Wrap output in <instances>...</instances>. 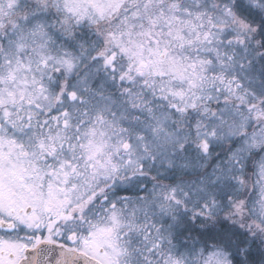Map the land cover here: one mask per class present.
<instances>
[{
    "label": "snow or ice",
    "instance_id": "obj_1",
    "mask_svg": "<svg viewBox=\"0 0 264 264\" xmlns=\"http://www.w3.org/2000/svg\"><path fill=\"white\" fill-rule=\"evenodd\" d=\"M0 264H264V0H0Z\"/></svg>",
    "mask_w": 264,
    "mask_h": 264
}]
</instances>
